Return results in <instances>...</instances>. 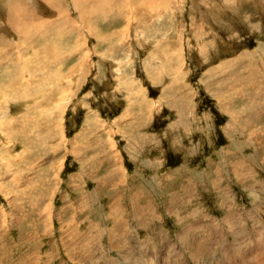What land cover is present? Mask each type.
<instances>
[{
    "label": "rangeland",
    "instance_id": "obj_1",
    "mask_svg": "<svg viewBox=\"0 0 264 264\" xmlns=\"http://www.w3.org/2000/svg\"><path fill=\"white\" fill-rule=\"evenodd\" d=\"M0 264H264V0H0Z\"/></svg>",
    "mask_w": 264,
    "mask_h": 264
},
{
    "label": "bare ground",
    "instance_id": "obj_2",
    "mask_svg": "<svg viewBox=\"0 0 264 264\" xmlns=\"http://www.w3.org/2000/svg\"><path fill=\"white\" fill-rule=\"evenodd\" d=\"M9 1H10V0H9ZM77 3H78V2H77ZM16 7H17V6H16ZM8 8H9V7H8ZM52 9H54V8H52ZM54 10H55V9H54ZM16 12H17V11H16ZM10 15H12V14H10ZM10 15H9V16H10ZM13 18H14V16H13ZM9 22H10V21H9Z\"/></svg>",
    "mask_w": 264,
    "mask_h": 264
}]
</instances>
